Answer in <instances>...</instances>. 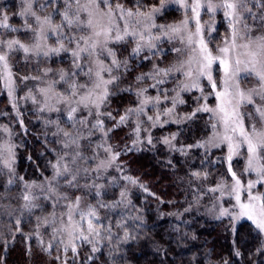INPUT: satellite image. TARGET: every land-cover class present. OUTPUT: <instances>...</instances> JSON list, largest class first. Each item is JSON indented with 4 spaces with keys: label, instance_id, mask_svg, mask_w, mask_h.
Listing matches in <instances>:
<instances>
[{
    "label": "rangeland",
    "instance_id": "374dc122",
    "mask_svg": "<svg viewBox=\"0 0 264 264\" xmlns=\"http://www.w3.org/2000/svg\"><path fill=\"white\" fill-rule=\"evenodd\" d=\"M83 2V0H82ZM111 4L115 6L117 3L123 5L119 0H110ZM41 4L44 8L41 9ZM53 7L59 8L63 11L64 0H56L55 5H49L46 0H33V8L41 16L47 15L52 12ZM125 9L136 11L135 8H128L123 5ZM160 8L161 1L149 8L139 9L142 12H151L152 8ZM249 7L252 9V13L255 14V19L252 15H247V23L254 27L253 35H259L264 33L262 30L264 25V6H258L255 2L250 4ZM22 10V0H19V13ZM167 10L175 11L178 15L176 19L168 21H160L158 18ZM82 15H85L82 13ZM187 15L191 17V9L185 10L181 8L178 3L172 2V0H164V6L160 12L153 14L154 23L157 28H153L152 32L154 35H160L161 39L155 41L157 47L149 51L145 48L139 55L134 56L132 54V49L135 47V42L131 37L127 38V42L121 43H110L108 47L116 54V58L121 62L128 60L129 58L135 57L137 62L146 60L145 57H152V53L155 55L162 56L165 53L170 52L173 55L167 62L153 63L145 72L138 73L134 76V80L130 81L131 78L125 74V70L128 68L124 67L123 64L116 69L113 67L112 75L118 77L115 83L108 85L109 96L107 97L105 103H107L109 97L116 92L123 89L132 91L135 95V103L130 105L124 113L119 116L109 115V112L104 111V104L100 107V115H97V110L94 106L84 107L82 104L78 105L75 101L79 100L80 95L84 92L81 91L77 96L71 98L68 101L61 100L56 94L59 93L61 96L68 95L71 96V90L68 87V83L61 81L60 71L63 70L67 73V79L69 83L72 80L77 81V83L84 84L88 83L91 85L88 76L85 73L88 71L89 67L93 68L95 71V59L103 60L106 66L111 65V57H106L100 55L99 57L92 56L89 57L87 53L83 54V59L80 61L82 70L77 69L73 65V57L71 55V50L76 47V45L68 44L65 41V46L69 49L67 52H61L59 54L50 53L49 56L45 57L42 54L36 55L34 53L25 54L23 50L12 51L9 54V66L12 72V95L9 96V88L6 86V80L3 78V68L0 66V82L4 88V92L11 103L14 111L18 114L22 113V110L26 112L30 111L36 116L35 119L40 120V123L45 128L44 132L48 137L52 138L55 142L56 149L54 150V159L50 162L51 172L48 176L44 177L42 180H30V181H16V173L14 171V160L15 151L14 144L11 138V133L7 125L0 124V254L6 252V246L11 245L16 239L21 238L22 241L29 245V241L33 239L37 244L40 245L43 251H50L53 249L55 251V256L59 258L60 264H70L69 259L77 252V247L79 245H88L92 250L97 249L101 246L103 242V237L105 235L104 222L101 219L103 214L117 213L124 211L127 207V200L129 199L130 184H132L131 177L124 167L123 161L119 158L117 148L122 147V151L135 150L140 148L155 145V139L157 135L154 133L157 127L168 126V124H173L174 126L182 124L187 119L186 116H191L192 113H197L196 109L202 105L207 104L210 108H215L217 104L216 96L212 92L211 85L206 77L201 78L198 88H191L190 90L180 91L179 99L176 102L174 112L171 116H161L160 123L156 126H152V122L147 120V116L141 115L139 118L135 113L128 115V118L123 122L119 123L120 117L127 115L128 109H135L139 107V101L141 97H138L137 93L140 89H147L145 93L146 96L155 97L161 94V104L159 106L148 105L145 111L148 115H154L157 111L163 112L167 108L173 106L172 97L176 95L177 85L184 81V76L179 73H173L170 77H165L166 82L157 87H151L155 83L147 74L153 71V66L158 65L161 68L169 67L176 64L179 60H186L189 55H191V49L187 46L186 41L182 44L179 38L170 41L167 37L163 36L159 26L173 25L180 23ZM20 18V24H10L7 21L9 27L5 28L0 26V29L4 31L10 30L9 36H4L0 40L7 41L11 39H19L21 42L31 45L34 40L31 39L32 33L26 32L24 30L25 19L24 17L18 15ZM55 23H60V16L58 14L53 15ZM31 21V17H29ZM4 21L0 19V24ZM201 23L204 25L203 35L209 48L216 54L218 47L223 46V41L226 35H229L228 22L223 16V12H218L215 17H211L205 10H201ZM222 24L224 33L221 35L219 41L212 40L216 32L218 25ZM120 26L123 27V21L120 22ZM12 29H18L19 31H12ZM215 29V30H213ZM189 30L195 31V21L190 20ZM74 31V30H73ZM8 33V34H9ZM24 33V36H19L18 34ZM70 35L73 33H69ZM86 31L80 33L76 32L75 35L79 37L80 35H88ZM28 35V36H27ZM57 37L51 33L48 39L42 43H46L49 47H57ZM83 47V42H81ZM182 48L183 53L177 54L172 49ZM0 51H8L6 46L0 45ZM122 54V56H121ZM51 57H59L68 59L67 66L59 65L52 66L48 64ZM19 60L24 66L25 74L24 77H29V79H22L21 84L17 82L14 72L15 60ZM45 69H51L45 75ZM79 71V75H73ZM105 79H109V74L107 72L103 73ZM144 76V79L137 80V77ZM127 76V77H125ZM212 76L213 79L219 85L223 72L220 70L218 63L212 66ZM32 77H38V79H32ZM125 77V81L122 79ZM94 79V77H93ZM128 82V83H126ZM239 84L242 89L247 91L251 88H257L258 83L254 77L246 76L244 73L240 74ZM51 86V88H50ZM41 89L48 90L45 94L41 92ZM168 93V99H163V93ZM196 91L197 94L194 97L195 105L192 106L190 111H184L181 109V105L184 103V95L186 93ZM207 97V99H205ZM183 101V103H180ZM264 105V101L260 100L259 96L254 98V103L251 105L245 104L241 108V112L245 117V126L250 129L251 124L255 123L258 129L264 128V124L260 123V118L255 109L259 106ZM72 107L77 108V111L73 113L72 118H69V111ZM201 112V111H199ZM15 113V114H16ZM208 113V118L210 119V124L215 122V117L212 113ZM251 114V115H249ZM17 115V114H16ZM254 117V119H253ZM101 121V125H97V121ZM111 120V123L108 122ZM83 121V123H81ZM178 121V122H175ZM137 124L140 126L139 135H137L136 128ZM94 125H97L94 127ZM125 128L127 137L123 139L120 144L115 140L114 134L117 129ZM6 129V130H5ZM68 132L69 136H65L64 133ZM175 134V139H171ZM212 134V129L210 126L209 133L194 142L193 144H180L176 140V132L158 134L159 138L164 141L165 138H169L170 143L166 144L170 151L175 149L181 150L182 152H187L190 148L196 147L202 151H211L213 149H220L224 151L223 156L228 158V147L226 144H222L219 147H213L211 144L204 143L208 140V137ZM149 138H151V143H149ZM75 141V143H73ZM135 142V143H134ZM165 144V143H164ZM204 144L203 147L198 145ZM67 145V146H65ZM115 146V147H114ZM11 148L12 155L9 156L7 149ZM111 149V151H106V149ZM79 154V155H77ZM63 157V159H61ZM73 157H76L73 161ZM113 157H115L113 159ZM232 158H239L242 160V173L236 175L241 181L242 189L240 192V197L242 202H247L248 200V182L254 181L255 187L251 189L253 195H261L264 197V182H260V178L257 176L256 172H246L245 168L247 166V146L241 145L239 151L233 155ZM8 161L10 167H5L4 162ZM109 161H111L109 163ZM59 162V167L63 172L64 165L67 164L72 174L77 175V180L75 185L72 187L68 186L67 180L72 179V175L64 173L63 175H56V168ZM87 170V172H85ZM234 172V171H232ZM67 177V179H65ZM12 183H9V181ZM225 184L226 187L221 191H211L212 199L201 205H196L195 208L203 212L206 216L212 218L223 217L220 215L222 209H227L229 214L224 215L230 217L234 221H239L242 219H247V217H241L238 220L233 217L239 212L238 207H236L235 196L231 194V187L234 181L231 179L227 182L221 181L210 188H217L220 184ZM100 185L99 195H97V188L89 187L91 185ZM30 185L31 187H26ZM51 189V190H50ZM121 193H124L122 196ZM25 194L33 197L31 201L35 206L31 209L26 208L25 204L28 203L23 199ZM67 196L68 200L62 199L60 197ZM81 197V204L79 211L87 212L88 206L91 205L95 208L98 223L100 225L101 235L92 240V242H85L80 239L73 240L72 244H68L69 237L66 233L57 232L53 234V227L59 228L61 218L67 220V207L69 201H75V198ZM104 205V206H101ZM194 206V205H193ZM103 212V213H102ZM79 220V215L75 217ZM19 221V224L17 223ZM47 221V223H45ZM54 221V222H53ZM250 221V220H248ZM252 223V221H250ZM87 225L85 222V229ZM19 229V230H17ZM264 242V233H261ZM63 241V243L61 242ZM65 244H68L67 250H65ZM75 245L76 251H72V246ZM2 245V247H1Z\"/></svg>",
    "mask_w": 264,
    "mask_h": 264
},
{
    "label": "trees",
    "instance_id": "16d2710c",
    "mask_svg": "<svg viewBox=\"0 0 264 264\" xmlns=\"http://www.w3.org/2000/svg\"><path fill=\"white\" fill-rule=\"evenodd\" d=\"M119 1L128 8L146 9L161 0ZM4 15L8 16V23L20 24L19 0H0V19L3 20ZM177 16L175 11L167 10L158 19L168 21ZM222 29V24L218 25L212 40L219 41L224 33ZM9 32L0 29V39L9 36ZM18 35L24 36V33ZM172 57L168 52L141 62L135 57L129 58L125 74L132 81L153 63L167 62ZM67 62L66 58L51 57L48 64L56 67ZM25 71L16 59L14 72L20 84ZM4 91L0 82V124L8 126L14 144L15 180H42L51 172L55 142L30 111L16 113ZM196 94L192 91L184 95L182 110H191ZM134 96L127 89L116 92L105 103L104 111L119 116L135 103ZM125 131V128L115 131V140L120 144L127 137ZM209 131L208 113L201 111L180 125L157 127L155 145L137 151H122V147H116L125 171L135 181L130 184L127 207L124 211L101 215L105 230L101 246L92 250L88 245H79L76 254L68 260L70 264H264L263 238L253 223L246 219L234 221L226 216L212 218L195 208L209 202L212 199L210 188L231 180L232 171L236 175L242 173V160L229 161L220 149L202 151L193 147L187 152L170 151L158 136L176 132V140L185 145L193 144ZM59 262L53 249L43 251L33 239L26 245L17 237L6 246V252L0 254V264Z\"/></svg>",
    "mask_w": 264,
    "mask_h": 264
},
{
    "label": "snow or ice",
    "instance_id": "6c2138e0",
    "mask_svg": "<svg viewBox=\"0 0 264 264\" xmlns=\"http://www.w3.org/2000/svg\"><path fill=\"white\" fill-rule=\"evenodd\" d=\"M46 2L49 5L56 4V0H46ZM172 2L178 3L185 10L190 8L192 15L190 18L185 15V18L178 24L161 25L159 28L162 35L170 41L177 38H179L182 44L186 41L187 46L191 49V55L186 60H179L176 64L166 68L154 65L153 71L147 75L155 81L151 87L157 88L166 82L165 77H170L173 73L182 74L185 79L177 85L178 90L174 89L176 95L172 97L173 106L165 109L163 112L157 111L154 115H148L145 108L150 104L159 106L161 104V94L155 97L146 96L147 89H140L137 93L138 97H141L139 107L128 109L127 115L121 116L119 123H123L128 118V115L135 113L138 118L141 115L147 116V120L152 122V126H156V124L160 123L161 116H171L174 112L180 91L198 88L201 78L206 77L211 85L212 92L216 96L217 104L215 108H210L205 104L196 109L197 112L212 113L213 117H215V122L210 124L212 134L204 143L211 144L213 147L226 144L229 161L239 151L241 145H246L248 159L245 171L249 173L256 172L260 178V182H264V128L258 129L255 123L251 124L250 129L246 127L245 117L241 112L242 106L253 104L256 96H259L260 100L264 101V33L253 35L254 27L246 22L247 15H245V13L252 15L253 19H255V14L252 13L249 5L255 2L258 6H264V0H172ZM163 6L164 0H161L160 8L154 7L151 12L145 13L139 9L136 11L125 9L119 3L113 6L110 0H83V2L82 0H64L63 11H60L57 7H53L52 12L41 16L34 10L33 0H22V10L19 15L24 17V30L32 33L31 39L34 40V43L28 45L19 39L0 40V45L6 46L8 49V51H0V66L3 68V78H5L6 86L9 88V96L12 95L11 77L13 74L9 66V54L12 51L23 50L25 54L34 53L38 56L42 54L47 57L50 53L59 54L69 51L65 46V41H67L69 45L73 43L76 45L71 50V55L73 57V65L77 69L82 70L80 61L83 59V54L85 53L89 57H99L105 53L106 57H111L112 66H106L103 60L98 58L94 60L95 71L90 66L85 73L89 81H91L90 86L88 83L80 84L75 80L69 83V80L66 78L68 74L63 70L60 71V79L68 83L71 96H61L59 93L56 95L61 100L68 101L83 91L84 94L80 95L79 100L75 102L78 105L82 104L86 108L90 105L94 106L99 116L101 114L100 107L109 96L108 85L115 83L118 79L117 76L112 75L113 67L119 69L121 64H123L127 68V60L123 62L118 60L115 52L108 45L110 43L127 42V38L131 37L135 42V47L132 49L134 56L139 55L145 48L149 51L156 48L155 41H159L161 36L154 35L152 32L153 28H157L153 20V14L160 12ZM43 8L44 5L41 4V9ZM202 9L213 18L218 12L222 11L225 20L228 22L229 35L225 36L223 46L217 48L216 54H213L203 35L204 25L201 23ZM82 13L85 15H82ZM54 14L60 16V23L54 22ZM29 17H31V21ZM261 19L264 20V18ZM7 20L8 16L4 15V23L0 24V26L9 27ZM190 20L195 21L194 32L189 30ZM121 21H123V27L120 26ZM86 30L89 33L88 35H80L79 37L75 35L76 32L82 33ZM12 31L19 30L12 29ZM70 32L73 34L70 35ZM50 33L57 37V47H49L46 43H42L48 39ZM81 42H83V47L81 46ZM172 50L177 54L183 53L182 48H173ZM152 55H155V53H152ZM215 63L219 64L220 70L223 72L219 85L212 76V66ZM44 71L46 75L51 69H45ZM105 72L109 74V79L104 78L103 73ZM241 73L254 77L258 83V87L248 89L247 91L242 89L239 84ZM73 75H79V71L73 73ZM23 79H29V77H24ZM32 79H38V77H32ZM142 79H144L143 75L137 77L138 81ZM40 91L46 94L48 90L41 89ZM162 95L164 100L169 98L166 91ZM180 103H183V101H180ZM76 111L77 108H71L69 111L70 119ZM255 111L259 115L260 123L264 124V105L257 107ZM194 115L195 112L191 116L184 117V119H191ZM101 123V121H97V125H101ZM97 125H94V127ZM139 131L140 126L137 124V135H139ZM64 135L67 137L69 133L65 132ZM171 139H175V134ZM163 142L169 144L170 140L169 138H165ZM149 143H151V138H149ZM198 146L203 147L204 144ZM7 151L9 156H11V148H8ZM106 151L110 152L111 149H106ZM75 159L76 157H73V161ZM4 166L10 167L8 161L4 162ZM53 167L56 168L57 176L64 173L71 174L72 179L67 180L68 186L72 187L75 185L78 172L72 174L67 164L64 165L62 172L59 162ZM231 171V167H229V172ZM194 175L198 174L194 173ZM232 180L234 183L231 187V194L235 196L236 207L239 209L238 214L233 218L238 220L241 217H247L248 220L252 221L256 229L264 233V197L253 195L251 192V189L255 187V183L257 182H248V200L245 203L241 201L240 197L242 189L241 181L234 172H232ZM132 182L135 183V181ZM9 183H12V181L10 180ZM26 187L31 186L26 185ZM89 187L97 188L96 194H100V185L94 184ZM225 187L226 185L222 183L217 188L211 189V191H221V194H223ZM121 195L123 196L124 193H121ZM60 198L68 200L67 196ZM23 199L28 202L25 204L26 208L31 209L35 206L31 203L33 197L30 195L25 194ZM80 204L81 197L79 196L75 198V201H69L66 205L67 220L65 221L62 217L60 227H53L54 235L57 232L68 235V244H72L75 239L92 242L93 239L101 235L98 223L99 218L95 208L89 205L87 212L79 211ZM228 214L227 209L221 210V216ZM77 215H79V220L75 218ZM85 222L87 225L86 229ZM17 223L19 224V221ZM61 242L63 243V241ZM68 244H65V250H67ZM72 251H76L74 244Z\"/></svg>",
    "mask_w": 264,
    "mask_h": 264
}]
</instances>
